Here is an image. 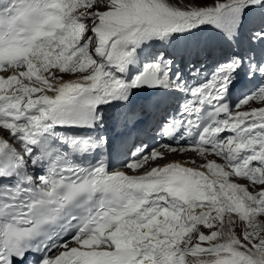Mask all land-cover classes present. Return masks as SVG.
Wrapping results in <instances>:
<instances>
[{"label": "snow or ice", "instance_id": "1", "mask_svg": "<svg viewBox=\"0 0 264 264\" xmlns=\"http://www.w3.org/2000/svg\"><path fill=\"white\" fill-rule=\"evenodd\" d=\"M0 264H264V0H0Z\"/></svg>", "mask_w": 264, "mask_h": 264}, {"label": "rangeland", "instance_id": "2", "mask_svg": "<svg viewBox=\"0 0 264 264\" xmlns=\"http://www.w3.org/2000/svg\"><path fill=\"white\" fill-rule=\"evenodd\" d=\"M171 2H173L176 6H182V5H193V4H196V3H199L200 0H171ZM237 232L240 231L239 228L236 229Z\"/></svg>", "mask_w": 264, "mask_h": 264}]
</instances>
